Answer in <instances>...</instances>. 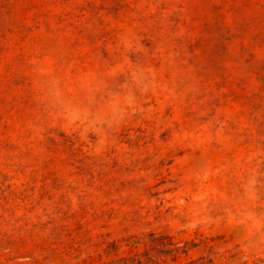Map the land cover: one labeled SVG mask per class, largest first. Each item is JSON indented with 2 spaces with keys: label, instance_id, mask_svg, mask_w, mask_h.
<instances>
[{
  "label": "rangeland",
  "instance_id": "obj_1",
  "mask_svg": "<svg viewBox=\"0 0 264 264\" xmlns=\"http://www.w3.org/2000/svg\"><path fill=\"white\" fill-rule=\"evenodd\" d=\"M0 264H264V0H0Z\"/></svg>",
  "mask_w": 264,
  "mask_h": 264
}]
</instances>
